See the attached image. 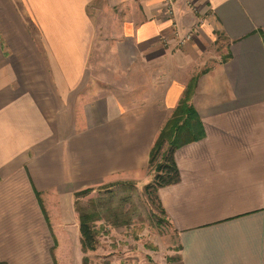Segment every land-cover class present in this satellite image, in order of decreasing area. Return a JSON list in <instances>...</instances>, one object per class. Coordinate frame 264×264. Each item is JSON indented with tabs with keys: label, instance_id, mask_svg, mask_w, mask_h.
Returning a JSON list of instances; mask_svg holds the SVG:
<instances>
[{
	"label": "crops",
	"instance_id": "obj_1",
	"mask_svg": "<svg viewBox=\"0 0 264 264\" xmlns=\"http://www.w3.org/2000/svg\"><path fill=\"white\" fill-rule=\"evenodd\" d=\"M166 2L0 0V264H86L97 249L81 245L74 194L151 181L150 150L194 73L205 135L175 151L180 180L157 191L179 244L169 264H264V0H205L173 60ZM124 4L104 29L127 95L90 86L88 69L102 32L91 8ZM216 36L222 58L182 74ZM167 60L174 77L152 69Z\"/></svg>",
	"mask_w": 264,
	"mask_h": 264
},
{
	"label": "rangeland",
	"instance_id": "obj_2",
	"mask_svg": "<svg viewBox=\"0 0 264 264\" xmlns=\"http://www.w3.org/2000/svg\"><path fill=\"white\" fill-rule=\"evenodd\" d=\"M174 1H179L187 7L188 13L176 15L173 11ZM165 6L166 15L171 20L172 26L171 32L161 41L168 51L167 55L172 59L173 54L183 52L187 43L193 41L194 34L192 36L189 34L194 33L195 22L197 25H202L206 17L205 0H167ZM98 8H91L95 22L98 23L97 25L101 24L102 32L101 39L96 41L98 45L91 48L88 69L91 72L95 71L96 78L93 77L89 85L95 84L107 91L127 95L128 92L124 91L125 88L127 89L126 83L131 82L120 74V77L116 76L119 65L115 59V48L107 45V41L111 39L110 35L114 34L110 31L106 32L105 29H112L115 25L124 22L126 10H130L131 7L124 4L111 11L104 5ZM115 21L117 22L114 24ZM215 38L213 47L208 40L202 41L204 43L202 48H206V54L211 55V59L207 57L203 64L199 59L198 66L201 67H196L193 63L186 65L182 68V74L189 75L192 71L195 72L196 68L202 70L213 63L214 59L217 60V57L222 58L223 53L221 54L220 48L216 47L222 44L221 38L218 36ZM197 54L202 55L204 52L200 50ZM168 60L162 64L158 61L154 62L152 69L156 72L166 69L173 73L172 77H174L177 64ZM195 77L196 73L191 79ZM151 171L153 172L152 169ZM145 186L132 182L111 183L89 188L87 193L79 197L74 196L77 215L79 216L78 211L89 215V223L97 238V253L85 257L86 264H169L177 258L179 244L176 235L165 216L157 209L156 201L153 202L150 199L151 195L145 193Z\"/></svg>",
	"mask_w": 264,
	"mask_h": 264
},
{
	"label": "trees",
	"instance_id": "obj_3",
	"mask_svg": "<svg viewBox=\"0 0 264 264\" xmlns=\"http://www.w3.org/2000/svg\"><path fill=\"white\" fill-rule=\"evenodd\" d=\"M196 81L195 77L187 85L183 97L160 129L149 154V168L154 174L144 190L146 194L151 195L150 199L153 202L156 201L157 209L164 216L165 212L157 191L161 187L176 184L180 180L179 169L174 157L175 151L186 144L202 139L205 135L200 116L190 103ZM88 191L85 189L76 192L74 196L79 197ZM78 212L81 245L84 251H94L97 248V238L89 223V215Z\"/></svg>",
	"mask_w": 264,
	"mask_h": 264
}]
</instances>
